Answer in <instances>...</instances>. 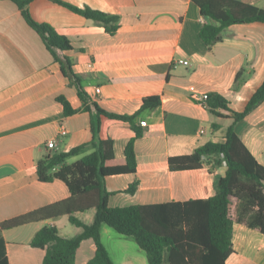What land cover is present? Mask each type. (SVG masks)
Instances as JSON below:
<instances>
[{
    "label": "crops",
    "instance_id": "obj_1",
    "mask_svg": "<svg viewBox=\"0 0 264 264\" xmlns=\"http://www.w3.org/2000/svg\"><path fill=\"white\" fill-rule=\"evenodd\" d=\"M63 1L119 16V28L111 35L52 0L28 5L35 20L49 23L70 40L72 49L64 54L80 76L89 101L108 112L133 114L144 97L161 99L159 106L135 117L138 125L146 121L134 145L136 172L106 177L111 192L108 205L183 202L213 194L225 172L223 161L217 165L211 156L200 168L172 170L168 160L191 154L208 142L225 140L233 111H242L264 80V22L232 24L220 41L207 45L199 37L207 19L192 0ZM239 1L264 9V0ZM178 59L186 63H177ZM212 92L227 99L231 111L219 109L225 116L213 114L194 96ZM58 96H64L73 108L82 107L75 86L69 84L18 7L0 0V223L71 196L62 180L41 182L37 177V161L50 152L47 140L56 138L52 151L59 152L85 145L80 154L67 159L69 163L93 149L90 113L80 110L65 115ZM61 128L66 134L59 135ZM234 129L264 166V101L236 122ZM99 136L113 140L114 158L106 165L124 164V147L134 136L129 124L101 116ZM133 181H138L135 192H124ZM231 200L235 217L236 199ZM74 216L90 224L95 208ZM44 226L56 227L64 238L81 232L66 214L0 228V257L8 264H41L45 251L30 241ZM112 231L106 224L100 227L114 264H148L146 253L133 238ZM232 246L225 264H264V234L258 229L235 220ZM94 250L92 239H84L75 264H87ZM163 264H170L167 252Z\"/></svg>",
    "mask_w": 264,
    "mask_h": 264
},
{
    "label": "trees",
    "instance_id": "obj_2",
    "mask_svg": "<svg viewBox=\"0 0 264 264\" xmlns=\"http://www.w3.org/2000/svg\"><path fill=\"white\" fill-rule=\"evenodd\" d=\"M20 10L26 23L40 36L53 60L59 64L62 74L70 85L75 86L82 101V107L73 108L64 96L57 100L63 106V113L71 115L78 111L90 113L92 151L69 163L67 159L80 154L85 145L80 144L67 151H52L36 163V174L41 182L62 180L71 196L0 223L8 229L29 222L40 221L61 214L80 227L81 232L64 238L54 226L39 229L30 245L45 251L41 264H75L76 252L84 239H92L94 255L87 264H114L104 246L100 227L106 224L121 235L131 237L146 253L148 264H163V254L168 253L170 264H225L233 252L232 225L236 220L264 234V166L259 164L244 145L234 126L250 111L264 101V80L249 98L244 109L233 111V122L225 131L223 142H208L197 147L191 154L170 157L169 167L175 169L200 168L204 159L214 156L217 165L225 162V172L216 182L215 192L204 198L186 201H170L152 204H133L121 207L108 205L111 192L105 179L123 173H135L137 160L134 149L136 139L143 134L142 126L134 122L142 111L160 105L158 95L142 99L140 108L133 114H117L89 101L82 80L72 69V63L64 52L72 49L70 40L59 34L52 25L33 18L28 5L34 0H10ZM85 19L104 27L114 34L119 28V16L100 9L79 7L63 0H52ZM207 22L199 30L200 39L212 45L222 39L224 29L236 23L264 22V9L239 0H192ZM208 109L217 116H225L219 109L231 111L227 99L212 92L206 99ZM101 116L129 124L134 136L124 147L125 162L109 166L106 162L114 158L113 140L99 136ZM138 181H133L124 192L134 193ZM232 198L236 199L235 217L231 212ZM95 208L90 224L74 216L77 211ZM0 264H8L0 257Z\"/></svg>",
    "mask_w": 264,
    "mask_h": 264
},
{
    "label": "built area",
    "instance_id": "obj_3",
    "mask_svg": "<svg viewBox=\"0 0 264 264\" xmlns=\"http://www.w3.org/2000/svg\"><path fill=\"white\" fill-rule=\"evenodd\" d=\"M201 21L204 22V19L202 18ZM177 63H186V61H184L182 59H178ZM95 91L97 93L100 92V88L99 87L95 88ZM194 96H195L196 99L201 100L203 102L204 106H207L205 101H206V99L208 97V94L203 93L201 95H194ZM139 123H140L141 126H146V121H144V120H141ZM64 134H66V130H65V128H61L60 131H59V135H64ZM56 141H57L56 138H51V139L47 140L46 141V148H48L50 150L54 149L56 147ZM224 164H225V162H224Z\"/></svg>",
    "mask_w": 264,
    "mask_h": 264
},
{
    "label": "rangeland",
    "instance_id": "obj_4",
    "mask_svg": "<svg viewBox=\"0 0 264 264\" xmlns=\"http://www.w3.org/2000/svg\"><path fill=\"white\" fill-rule=\"evenodd\" d=\"M112 232H114V234H115V231H112Z\"/></svg>",
    "mask_w": 264,
    "mask_h": 264
}]
</instances>
